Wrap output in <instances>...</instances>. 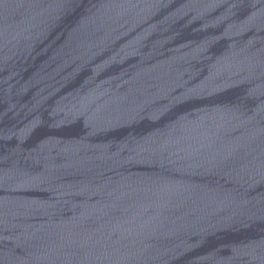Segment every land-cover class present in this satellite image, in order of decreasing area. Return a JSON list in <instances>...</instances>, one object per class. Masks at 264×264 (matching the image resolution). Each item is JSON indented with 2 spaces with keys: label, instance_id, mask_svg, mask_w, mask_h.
Returning a JSON list of instances; mask_svg holds the SVG:
<instances>
[{
  "label": "water",
  "instance_id": "obj_1",
  "mask_svg": "<svg viewBox=\"0 0 264 264\" xmlns=\"http://www.w3.org/2000/svg\"><path fill=\"white\" fill-rule=\"evenodd\" d=\"M0 264H264V0H0Z\"/></svg>",
  "mask_w": 264,
  "mask_h": 264
}]
</instances>
